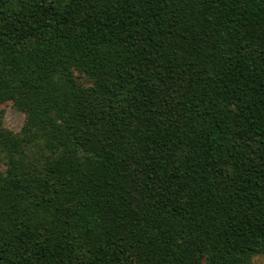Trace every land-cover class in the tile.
Returning <instances> with one entry per match:
<instances>
[{"label": "trees", "instance_id": "16d2710c", "mask_svg": "<svg viewBox=\"0 0 264 264\" xmlns=\"http://www.w3.org/2000/svg\"><path fill=\"white\" fill-rule=\"evenodd\" d=\"M6 101L0 264L264 254V0H0Z\"/></svg>", "mask_w": 264, "mask_h": 264}, {"label": "rangeland", "instance_id": "374dc122", "mask_svg": "<svg viewBox=\"0 0 264 264\" xmlns=\"http://www.w3.org/2000/svg\"><path fill=\"white\" fill-rule=\"evenodd\" d=\"M76 81L84 86H90L92 80L84 74L74 72ZM25 113L17 109L11 101H6L0 104V125L15 134L21 132L25 122ZM0 169L4 170V158L0 155ZM251 264H264V254H257L251 258Z\"/></svg>", "mask_w": 264, "mask_h": 264}]
</instances>
